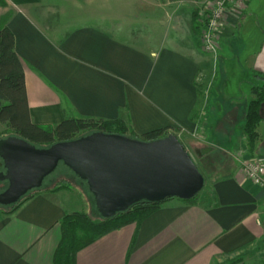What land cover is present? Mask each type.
<instances>
[{"label":"crops","instance_id":"crops-1","mask_svg":"<svg viewBox=\"0 0 264 264\" xmlns=\"http://www.w3.org/2000/svg\"><path fill=\"white\" fill-rule=\"evenodd\" d=\"M0 1V26L4 19L14 35L34 124L122 120L137 135L171 128L203 155L218 147L241 158L194 203L167 200L139 226L77 252L76 264H264V191L239 167L264 156V123L252 150L242 134L254 75H264V0H235L218 66V55L208 57L193 32L195 10L166 6L174 2L124 0L121 25L111 0H92L90 22L60 25L46 0ZM213 65L216 82L202 100L199 77ZM89 196L43 192L0 215V264H54L61 221L85 213Z\"/></svg>","mask_w":264,"mask_h":264},{"label":"water","instance_id":"water-1","mask_svg":"<svg viewBox=\"0 0 264 264\" xmlns=\"http://www.w3.org/2000/svg\"><path fill=\"white\" fill-rule=\"evenodd\" d=\"M62 163L86 183L101 219L109 220L141 202L189 201L205 178L174 134L146 142L127 136L93 133L49 148L10 136L0 140V206L12 207Z\"/></svg>","mask_w":264,"mask_h":264},{"label":"trees","instance_id":"trees-1","mask_svg":"<svg viewBox=\"0 0 264 264\" xmlns=\"http://www.w3.org/2000/svg\"><path fill=\"white\" fill-rule=\"evenodd\" d=\"M169 2L187 0H166ZM1 2V1H0ZM0 26V123L10 130L13 136L26 140L37 148H49L54 144L69 142L93 133H105L127 136L146 142L168 137L171 128L151 131L143 135L134 133L122 120L103 121L95 119H68L57 125H36L30 116L26 92V77L22 61L14 50V35L4 25ZM196 31L197 27L194 28ZM260 86L252 88L253 99L249 104L244 133L248 137L249 148L252 150L258 134L257 127L263 121L261 110L264 107V75H255ZM175 135V134H174ZM62 184L70 186V181L62 180ZM66 189L72 190L71 187ZM46 187L30 192L18 204L10 207L6 214H12L23 204L43 192L55 193ZM184 201L187 204L195 202ZM164 203L141 202L127 212L118 214L113 219L95 221L87 213L67 215L60 223L63 231L62 242L56 252L54 264H76L77 252L94 243L102 236L119 230L130 224L139 226L146 218L158 211Z\"/></svg>","mask_w":264,"mask_h":264},{"label":"rangeland","instance_id":"rangeland-1","mask_svg":"<svg viewBox=\"0 0 264 264\" xmlns=\"http://www.w3.org/2000/svg\"><path fill=\"white\" fill-rule=\"evenodd\" d=\"M98 1L99 3H103L101 2V0H98ZM131 1L132 2L135 1V3H138L140 1L142 2L143 0H131ZM215 1L216 0H187V1L174 2V4H168L166 6L171 7L175 10H180V11H186V10L192 11L193 9L195 10V12L192 13V18H193L192 29H193L194 34L198 36L200 40V47L202 48V45H201V37L203 35L202 33H203V30L206 28V24H207L208 18L210 17ZM45 2H46V5L52 11L56 10L60 13L58 14V16H56V18H58V22L60 25L61 24L65 25V23L68 24L70 22H76V21H86V22L91 21L92 0H46ZM123 3H124V0H111V6H110L111 7L110 12H113L114 14L113 21L117 22L118 24L120 23L121 25L125 23L124 17L120 15L122 10H124L123 8H125V5H123ZM169 3H173V2H169ZM230 9L228 10L229 12H230ZM229 12H227V15H229ZM126 18H129V16H127ZM226 23H227V19L224 21L221 27L220 36L222 35V32L224 31L223 28L225 29ZM125 24H127V22ZM195 26L197 27L198 31L194 29ZM220 43L221 41L219 39L218 41L219 49L216 54L218 55L217 62H216L217 66L219 65L218 63H220L218 62L219 59H222V56H221L222 49H220L221 48ZM205 54L208 57L211 56L208 53H205ZM215 68L216 67H214L213 65L209 73L200 75L199 77L198 85L200 87V92H202L203 94L202 100L208 97V90H209L208 84L211 85L212 87L213 84L216 82V78H217L216 70L218 71V67L216 69ZM255 75H254V81L252 82V85L250 88V100L251 101L254 98L252 95V88L261 85V83L258 81ZM261 116L263 118V121L259 124V126L256 129L258 137H259V133H258L259 127L263 125L264 123V107L261 110ZM245 122H246V116H245V121H244L243 129H242L243 130L242 134H243V137L246 138V141H247L246 144L249 147L248 137L244 133ZM0 131H1L0 140L13 136L12 132L8 130L5 125H2L1 123H0ZM262 131H264V129ZM178 139L184 145V147L186 148V150L192 157L193 161L195 162L196 166L198 167V169L204 176L205 184L210 183L214 178L224 176L229 171L227 166L231 163L232 160H234L235 158L241 159L238 157V155L235 157V155L238 153V150L235 151V153L227 154L226 152L218 149V147L217 148L215 147L214 152L210 154V157H209V155H203L201 153L204 150L203 147L201 149L195 148L191 146L189 143H187V140H185V138L183 137H178ZM65 179L70 181V184H71L70 186L62 184V180H65ZM7 185L8 184H6L5 190L7 189ZM1 186H3V183H0V187ZM43 186L46 187L48 191L58 190V188H61L60 191L69 190V189H66L68 187H71L72 189H75L78 191L80 190L82 192H85L87 193V195L89 191L86 183L79 180L75 176V174H73V172H71L62 163H60V165L58 166V168L56 169L54 173H52L50 176H48L45 179ZM5 190L0 189V193L4 192ZM89 197L91 198V201L89 202V206L87 204L84 205V210H85L84 212L90 215L92 219H94L95 221L102 220L96 210L92 195ZM9 209L10 207H4V208L0 207V215H3V214L6 215Z\"/></svg>","mask_w":264,"mask_h":264},{"label":"built area","instance_id":"built-area-1","mask_svg":"<svg viewBox=\"0 0 264 264\" xmlns=\"http://www.w3.org/2000/svg\"><path fill=\"white\" fill-rule=\"evenodd\" d=\"M235 0H216L208 18L206 28L201 37L202 49L205 53L215 56L218 52V41L224 21L227 19L228 10ZM239 167L247 180L264 191V156L250 160H240Z\"/></svg>","mask_w":264,"mask_h":264},{"label":"flooded vegetation","instance_id":"flooded-vegetation-1","mask_svg":"<svg viewBox=\"0 0 264 264\" xmlns=\"http://www.w3.org/2000/svg\"><path fill=\"white\" fill-rule=\"evenodd\" d=\"M7 183H3V186L0 187L1 190H5ZM8 186V185H7ZM1 207V206H0ZM4 208V207H3Z\"/></svg>","mask_w":264,"mask_h":264}]
</instances>
